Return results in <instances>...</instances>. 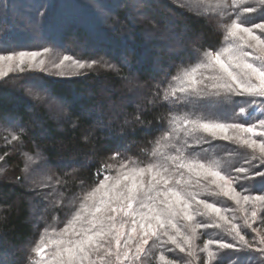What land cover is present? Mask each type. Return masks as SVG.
I'll use <instances>...</instances> for the list:
<instances>
[{
    "label": "trees",
    "instance_id": "16d2710c",
    "mask_svg": "<svg viewBox=\"0 0 264 264\" xmlns=\"http://www.w3.org/2000/svg\"><path fill=\"white\" fill-rule=\"evenodd\" d=\"M19 1L23 0H6L8 7ZM94 1L96 7L108 13L97 12L89 0H32L37 8L29 11L28 16H33L30 20L40 21L37 32L43 38L31 43L27 37L34 28L17 32L16 28L22 25L10 18L8 8L3 10V27L10 28V32L0 29V55L21 51L40 53L50 49L92 67L62 78L52 69L44 68L46 70L36 76L13 73L0 79V264H27L30 256L35 259L32 249L44 229H62L85 194L96 187L104 175L115 176L122 161L131 159L143 166L159 159L152 156L156 142L168 131L172 115L185 114V106L177 105L170 111L168 104L157 101V93L162 96L170 83L178 85L172 77L194 65L204 50L221 47L225 25L234 15L229 8L228 15L221 17L208 11L200 0ZM248 2L235 9L239 13L238 20L246 26L264 22V5ZM228 3L231 4V0ZM244 7L257 10L243 12ZM20 9L23 8H18L19 14ZM211 99L206 97L198 102L210 105L205 114L226 119L225 113L230 114L231 110L228 106H212ZM8 123L13 124V130ZM8 130L15 131L18 139L9 142ZM197 135L207 143L197 145L189 140L186 152L194 158L216 161L221 173L229 177L240 175L234 171L235 167H248L243 159L245 155H252L250 149L214 140L204 133ZM161 151L174 154L171 147L161 148ZM229 151L233 153L231 156L227 155ZM116 152L119 155L112 159ZM26 154L40 160L53 173L48 182L39 181L38 188L32 186L38 177L37 168L26 170L23 160ZM105 164L112 167L104 168ZM242 183L247 189L244 194H264L260 178ZM233 186L240 191V184ZM193 190L200 193V199L230 209L226 215L235 217L241 233L253 248L256 247L252 231L264 229V208H258L257 218L254 222L250 220L252 227L249 228L244 222L245 214L237 210L234 201L215 194L216 190ZM53 202L45 219L37 222L32 214L34 208H44ZM244 207L249 209L250 217L251 205ZM57 217L59 225L54 224ZM211 219L196 216L191 222L182 218H177L176 222L185 228L189 224L210 223ZM208 240L214 241L208 246L213 253L250 255L254 258L251 264H264L257 254L249 251L221 252L215 241L235 242L234 234L224 227L197 229L193 240L194 257L170 243L149 240L146 249L150 254L136 264H162L160 255L171 264H216L215 256L208 258L207 253L201 251Z\"/></svg>",
    "mask_w": 264,
    "mask_h": 264
},
{
    "label": "snow or ice",
    "instance_id": "6c2138e0",
    "mask_svg": "<svg viewBox=\"0 0 264 264\" xmlns=\"http://www.w3.org/2000/svg\"><path fill=\"white\" fill-rule=\"evenodd\" d=\"M247 2L231 0L229 4L228 0H215V3L200 0L208 11L221 17L228 15L229 8L234 15L225 25L221 47L204 50L194 65L181 69L172 77L178 85L170 83L162 96L157 93V101L168 104L170 111L177 105L185 106V114L172 115L168 131L156 142L152 156L159 159L143 166L131 159L122 161L115 176L104 175L103 180L85 194L79 208L62 229H44L32 249L35 259L30 256L27 264H123L124 261L136 264L150 254L146 249L149 240L170 243L180 252L194 257L193 240L197 229L222 227L234 234L235 242L215 241L221 252L255 251L261 253L260 259L264 260V246L253 248L234 222L235 217L226 215L230 209L200 199V193L193 190H216L215 194L234 201L237 210L245 214L244 222L249 228L252 227L250 220L254 222L257 218L258 208H264V194H244L247 189L242 183L260 178L264 186V139H256L264 138V36L254 31L258 29L264 34V22L246 26L238 20L239 13L235 9ZM257 2L264 5V0ZM256 10L254 7L242 8L243 12ZM39 55L24 51L0 55V78L7 75L2 70L5 62L9 64V70L15 64L22 72L25 63L30 66ZM70 59L64 56L56 67ZM39 63L43 65L44 61ZM77 64L81 69L85 67L79 61ZM206 97L212 98V106H228L231 111L230 114L225 113L226 119L219 116L210 118L205 114L210 105L198 102ZM233 97L258 99L233 100ZM250 121L255 122L248 123ZM197 133L250 149L252 155H245L243 159V164L248 167H235L234 171L240 175L229 177L221 173L216 161L194 158L186 152L190 147L189 140L197 145L207 143ZM12 139L17 140L18 137L13 136ZM167 147L174 149V154L161 151ZM232 154L231 151L227 153L229 156ZM118 155L119 152L114 153L112 159ZM111 167L104 165V168ZM234 183L240 184V191L233 186ZM245 205H251L250 217ZM196 216L212 219L210 223L189 224L185 228L176 222L177 218L191 222ZM212 243L214 241L208 240L201 251L206 252L208 258L215 256L216 264H251L254 259L250 255L213 253L208 247ZM260 244L264 245V238ZM46 249L51 250L46 252ZM159 260L162 264H171L164 255H160Z\"/></svg>",
    "mask_w": 264,
    "mask_h": 264
},
{
    "label": "rangeland",
    "instance_id": "374dc122",
    "mask_svg": "<svg viewBox=\"0 0 264 264\" xmlns=\"http://www.w3.org/2000/svg\"><path fill=\"white\" fill-rule=\"evenodd\" d=\"M31 1L32 0H23V1H19V3H14L13 2V3L9 4V7H8L6 0H0V29L3 28L2 31H5L6 33L10 32V28L7 27V28L4 29L3 21H2V16L4 14L3 10L5 8L6 9L8 8L9 9L10 18L13 19V20H17V23H18L19 26L22 25L19 29L16 28L17 32H21L22 30H24L26 28H30V29L34 28V32H32L30 34V36L27 37V39L30 37V39H29L30 43L33 42V41L41 40L43 38V36L41 38V36L37 32V30L40 28V25H39L40 21L37 18H33L32 20H30V17H33V16H30V17L28 16L29 11H33L34 12V10L37 8V5H32ZM83 1H88V0H83ZM248 1H252L253 3L257 2V0H248ZM89 2L91 4V7H93V9H95L97 12H100L101 14L108 13V11L96 7L95 4H94V2H95L94 0H89ZM23 3H25L26 5H23ZM124 3H125V1H124ZM248 3H250V2H248ZM44 4H45V2H44ZM125 4H127V2ZM48 5H49V3L47 4V7H48ZM19 7L23 8V9H20V10H22V12H20L21 14L18 13V8ZM24 8H26V9H24ZM142 8L143 7H140L139 9L142 10ZM75 15H78V14L75 13ZM32 25H34V26H32ZM254 31L257 34H261L258 29H254ZM58 53H60V54H58ZM64 56H66V55H64L63 53H61L59 51L51 52L50 49H48L47 51L40 52V55L36 58V60L34 62H31L30 66H29V63L26 62L25 65H24V70L22 72L19 70V68H17L15 66V64H13L11 70H9V64L7 62H5L4 65L2 66V70L7 73L6 76L15 73L16 76H18V75H28V77H31V76H36L35 75L36 73H39V72H41L43 70H46V69L50 68V69H52V71L55 72L54 74L57 77H61L62 78L66 74H70L71 73V74L77 75V74L83 73L84 71L86 72V71H88V69H90L92 67V66L89 67L88 63L83 62L85 64V67L83 69H81V68H79L78 64L73 59L65 61L64 64L61 65L60 67H56V65L60 64V61L63 60ZM40 60L44 61L43 65H41L39 63ZM44 68H46V69H44ZM4 77H2V78H4ZM2 78H0V79H2ZM245 98H247V99H258V98H251V97H245ZM262 107H264V106H262ZM248 111H251V109H248ZM258 118H259V116H257V119ZM253 122H255V121H252L251 123H253ZM12 125H13L12 123H8V125H7V126L11 127L10 130H13ZM13 132H11L9 130L7 132V136H8L7 138L9 139L8 140L9 142L15 141V140L12 139L13 136H16L15 131H13ZM29 157H31V159H29ZM23 160L25 161V165H26V170L27 171L28 170L29 171L33 170V168L34 169L37 168L38 177L35 178L36 179L34 181L35 184L32 183L33 187H37L38 188L40 183H41V181H42L41 184H44V183L48 182V178L53 173L50 170H47L46 165L41 164L40 160L37 161L34 158V156H31V155H28V154L23 156ZM25 173H27V172H25ZM39 181H40V183H39ZM54 203L55 202L49 203V205H47L44 208H38V209L34 208L32 214L34 215V217L37 220V222H41V221H43L45 219L47 211L54 205ZM59 223H60L59 218L58 217L55 218L54 224L55 225L56 224L59 225ZM252 232H254L252 234V236H253V239L255 238V242L257 244L256 247L264 246V245L260 244L261 238H264V229L255 228V230L252 231ZM246 252H248V251H246ZM249 252L257 254L259 260L262 263H264V260L260 259L261 253L255 252V251H249ZM3 260L5 261L6 258L3 259Z\"/></svg>",
    "mask_w": 264,
    "mask_h": 264
}]
</instances>
